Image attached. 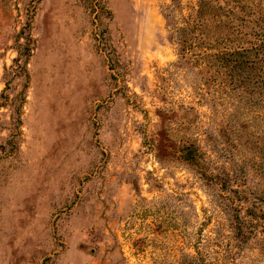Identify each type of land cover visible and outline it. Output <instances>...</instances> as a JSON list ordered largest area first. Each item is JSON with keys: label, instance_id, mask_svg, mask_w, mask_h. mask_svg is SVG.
Returning a JSON list of instances; mask_svg holds the SVG:
<instances>
[{"label": "rangeland", "instance_id": "rangeland-1", "mask_svg": "<svg viewBox=\"0 0 264 264\" xmlns=\"http://www.w3.org/2000/svg\"><path fill=\"white\" fill-rule=\"evenodd\" d=\"M206 6L211 35L259 43L264 0ZM196 10L0 0V264H264V229L235 237L224 206L264 187V62L230 83L181 57Z\"/></svg>", "mask_w": 264, "mask_h": 264}, {"label": "trees", "instance_id": "trees-1", "mask_svg": "<svg viewBox=\"0 0 264 264\" xmlns=\"http://www.w3.org/2000/svg\"><path fill=\"white\" fill-rule=\"evenodd\" d=\"M206 1L197 0L195 15L188 18L185 27L180 30L179 54L181 57L189 56L190 58L193 55L199 56L201 72L214 71L215 74L223 78L227 77L230 83H234L239 77L236 75L238 69L253 68L254 65L264 62V34L258 39V44H253L249 48L241 47V45L231 46L225 36L211 35L209 32L212 30V20L207 15L209 8L206 6ZM260 95L261 100L264 99V84H262ZM180 153L184 162L196 165L199 172L204 171L207 176L203 153L194 142L190 141L187 145H183ZM231 190L232 196L226 198L224 206L230 210L228 212L230 214L229 224L235 237L244 238L248 234L246 232L251 233L258 228L264 229V187L255 185L252 189L246 188L243 191L235 188ZM242 194L245 195V200L249 201L248 206L242 205L240 199H235V196L239 197Z\"/></svg>", "mask_w": 264, "mask_h": 264}]
</instances>
